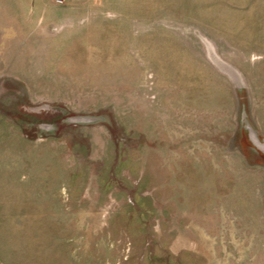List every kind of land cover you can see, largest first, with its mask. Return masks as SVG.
<instances>
[{
	"label": "rangeland",
	"instance_id": "1",
	"mask_svg": "<svg viewBox=\"0 0 264 264\" xmlns=\"http://www.w3.org/2000/svg\"><path fill=\"white\" fill-rule=\"evenodd\" d=\"M26 1L0 0L2 261L264 264V0Z\"/></svg>",
	"mask_w": 264,
	"mask_h": 264
},
{
	"label": "crops",
	"instance_id": "2",
	"mask_svg": "<svg viewBox=\"0 0 264 264\" xmlns=\"http://www.w3.org/2000/svg\"><path fill=\"white\" fill-rule=\"evenodd\" d=\"M28 2V6H27V9H28V11H30L31 9H35V10H37L38 9V7H42V5H40V3L38 2V0H28V1H26V3ZM16 7V6H15ZM17 8V7H16ZM32 19H31V23H32ZM42 21V20H41ZM1 202V201H0ZM1 203H3V202H1ZM5 215H8V218L10 217V215L9 214H5ZM12 234H16V231L15 230H13V231H11V230H0V236H5V237H7V240H8V242H10L9 240H10V236L12 235ZM11 243V242H10ZM4 244V246L3 245H0V264H10L8 261H7V259H8V257L7 256H4L3 258H5V259H3L4 261H2V257H1V253L2 252H5V253H11V252H16L17 251V247H16V245L14 244V246L12 247V245L11 244ZM15 264V263H14ZM17 264V263H16ZM20 264H27V263H20Z\"/></svg>",
	"mask_w": 264,
	"mask_h": 264
},
{
	"label": "built area",
	"instance_id": "3",
	"mask_svg": "<svg viewBox=\"0 0 264 264\" xmlns=\"http://www.w3.org/2000/svg\"><path fill=\"white\" fill-rule=\"evenodd\" d=\"M57 1H60V0H57Z\"/></svg>",
	"mask_w": 264,
	"mask_h": 264
}]
</instances>
